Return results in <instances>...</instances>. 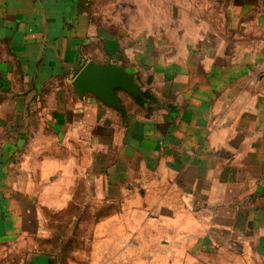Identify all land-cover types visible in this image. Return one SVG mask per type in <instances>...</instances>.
<instances>
[{"label":"crops","instance_id":"0c3cea01","mask_svg":"<svg viewBox=\"0 0 264 264\" xmlns=\"http://www.w3.org/2000/svg\"><path fill=\"white\" fill-rule=\"evenodd\" d=\"M223 1L0 0V243L64 212L91 231L61 264H264V0ZM90 59L155 100L79 93Z\"/></svg>","mask_w":264,"mask_h":264},{"label":"rangeland","instance_id":"374dc122","mask_svg":"<svg viewBox=\"0 0 264 264\" xmlns=\"http://www.w3.org/2000/svg\"><path fill=\"white\" fill-rule=\"evenodd\" d=\"M212 6L218 9L228 8L229 2L220 0V3H214L212 0ZM215 23H223L224 17L216 15L213 17ZM226 23H229V16L226 18ZM121 40V39H120ZM124 41V39L122 40ZM122 96L126 99L129 97L124 91H121ZM123 98V99H124ZM85 199V196H83ZM75 207H71L68 214L74 213ZM53 224H49L51 229L50 238L47 239H35L33 242L27 244V240H19L13 242L0 243V264H46V263H65L68 262V249L70 250L74 246H81V240L77 239V235H86L91 231V225H79L70 221V216L66 217V213H52ZM87 214H90L88 211ZM213 244L204 243V241L196 240L195 244V258L190 264H251L253 262L259 263L255 258L251 257H239L234 255H222L219 254L218 249L213 248ZM63 248V249H61ZM67 250V251H66ZM35 252L34 259L29 256V252ZM54 253L52 256H45L40 254L42 252ZM61 252V254H59ZM67 255H66V254ZM74 259V257H71ZM188 263V264H189ZM187 264V263H181Z\"/></svg>","mask_w":264,"mask_h":264},{"label":"water","instance_id":"95a60500","mask_svg":"<svg viewBox=\"0 0 264 264\" xmlns=\"http://www.w3.org/2000/svg\"><path fill=\"white\" fill-rule=\"evenodd\" d=\"M73 85L79 93L94 92L99 98L109 104L119 102L117 88L138 94L140 86L135 82L133 73L115 61L97 62L88 60L73 79Z\"/></svg>","mask_w":264,"mask_h":264},{"label":"trees","instance_id":"16d2710c","mask_svg":"<svg viewBox=\"0 0 264 264\" xmlns=\"http://www.w3.org/2000/svg\"><path fill=\"white\" fill-rule=\"evenodd\" d=\"M149 98L155 100L154 95L149 90L140 91L138 94L135 95V100L139 104H144Z\"/></svg>","mask_w":264,"mask_h":264}]
</instances>
